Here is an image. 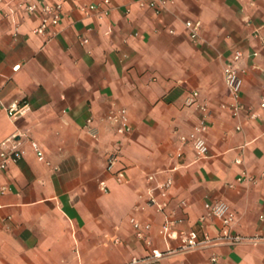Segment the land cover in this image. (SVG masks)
<instances>
[{"label":"crops","instance_id":"1","mask_svg":"<svg viewBox=\"0 0 264 264\" xmlns=\"http://www.w3.org/2000/svg\"><path fill=\"white\" fill-rule=\"evenodd\" d=\"M111 1L102 15L82 8L103 0H64L60 25L40 35L26 7L55 0H0V148L24 152L0 172V264H264V0ZM238 51L235 116L226 70ZM16 101L29 108L15 119ZM123 109L127 134L110 119ZM203 120L199 158L181 138ZM155 172L174 180L164 211L149 204ZM218 203L246 240L180 252L183 236L221 235L220 218L201 221ZM133 217L153 225L144 239Z\"/></svg>","mask_w":264,"mask_h":264},{"label":"built area","instance_id":"2","mask_svg":"<svg viewBox=\"0 0 264 264\" xmlns=\"http://www.w3.org/2000/svg\"><path fill=\"white\" fill-rule=\"evenodd\" d=\"M169 0H148V5L151 8L156 10H160L161 8H165L167 6V2ZM112 3L111 0H103L102 4H94L90 6H85L82 10L87 13L89 11H100L102 15H109L110 13V6ZM104 6V7H102ZM26 10L29 12H37L39 11L42 15V23L40 27L37 29V33L40 35H46L47 31L50 28H57L62 20L64 14V0H55L53 4L48 3L44 6H38L36 4H31L26 7ZM187 26L191 31L192 38L196 39L198 37L199 29L201 26L200 22L189 21L187 22ZM243 54L242 52L238 51L235 53L234 59L229 65L226 70V82L231 90L233 97L235 99V104L231 107V110L235 116H238L242 110L241 106V97H242V90L244 79L242 73L245 71H241L237 67V63L242 59ZM21 68V65H17L14 67L15 71H18ZM195 97L199 96V93H194ZM264 107V102L263 105ZM29 108L28 103H22L16 101L12 103L8 107V113L12 118H18L24 115ZM203 110H207L205 107ZM110 119L118 124L119 132L122 134H127L132 132V126L130 124V119L128 115V111L123 109L119 112H115L110 116ZM209 127L206 121L203 120L199 126H197L193 133L189 136H183L181 139L184 143H191L194 147L195 153L199 158H204L209 155V147L206 142V134L208 133ZM5 143L1 144L0 148V172L7 171L9 167V163L12 160H20L24 156V152L21 151L18 146H15L11 150L4 149ZM32 148L37 153L39 159L41 161L46 160V155L44 150L41 146L36 143L32 142ZM182 156L180 153L179 157ZM117 161V154H114L110 160V169L115 165ZM241 163V161H238ZM179 169L178 166L173 168V171H177ZM158 172L152 173L148 176V181L153 185L149 192V204L158 208L159 211H164L170 202V190L174 185V180L172 177L167 178L164 181H160L158 179ZM120 178L124 177V173H118ZM245 178L239 179L240 181L244 180ZM106 189V187L104 188ZM184 206L186 203H183ZM206 208L208 210V214L205 215L201 221L203 224H206L209 217L215 216L220 218L223 221V229L222 233L219 237H211L210 235L206 234L205 237L200 238L197 235H186L182 237V248L179 250L180 252H190L197 249H201L211 245H219L221 243H241L244 239L243 237L236 236L234 237L231 232L232 228L236 222V215L234 212L230 210L229 207L222 203L218 204H207ZM131 224L136 231L139 238H145L146 235L152 230L153 225L147 224L143 225L142 222L133 217L131 219ZM172 225L173 221L167 220L166 223L163 225L161 229V233L164 236H168L172 232ZM176 252V251H174ZM170 252V253H174ZM154 256L156 258L163 257V253L159 251H154ZM216 261V258H214Z\"/></svg>","mask_w":264,"mask_h":264}]
</instances>
